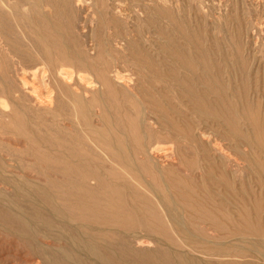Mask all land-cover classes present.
<instances>
[{
  "label": "rangeland",
  "instance_id": "374dc122",
  "mask_svg": "<svg viewBox=\"0 0 264 264\" xmlns=\"http://www.w3.org/2000/svg\"><path fill=\"white\" fill-rule=\"evenodd\" d=\"M35 24L38 31L47 27L50 38L62 37L71 51L110 39L104 59L108 92L96 85L85 97L119 121L136 169L132 175L107 162L86 165L77 180H40L39 186L60 194L53 198L68 227L94 235L96 246L127 264H264V0H0L1 64L33 67ZM114 71L125 81L112 80ZM3 96L0 196L9 198L10 186L23 181L18 169L32 158L20 153L22 127L5 117L18 105ZM21 104L33 116L50 118L41 108ZM97 108L91 109L92 126L99 125ZM23 109L19 119L32 128ZM144 140L166 154L143 162ZM23 175L33 179L31 172ZM15 200L24 204L19 195ZM168 209L191 240L171 223L172 237L166 236L160 223L167 226ZM120 222L135 229L117 228ZM45 237L36 238L44 249L61 245ZM0 264L49 263L0 233Z\"/></svg>",
  "mask_w": 264,
  "mask_h": 264
},
{
  "label": "bare ground",
  "instance_id": "6f19581e",
  "mask_svg": "<svg viewBox=\"0 0 264 264\" xmlns=\"http://www.w3.org/2000/svg\"><path fill=\"white\" fill-rule=\"evenodd\" d=\"M116 9L117 12H120L118 7ZM45 26L47 25L45 24ZM82 26L84 29V23ZM48 31L47 27H42L38 31L36 24L32 28L31 35L34 38L33 42H36L34 43L36 46L34 55L36 57L32 68L27 69L20 66L8 67L0 63V95H4L6 99L12 100L14 106L15 104L18 105V108L12 107L9 112L7 111L8 113L5 114V117L9 123L18 122L22 127L24 132L22 138L25 139V143L20 153L32 158L29 159V164H24L23 167L18 169L19 172L16 175L20 176L23 181L10 186L12 193L9 198L0 196V233L10 235L22 242L31 256L49 264H127L126 259L112 257L113 255L106 254L102 247L96 246L94 235L89 233L86 236H81L79 227L69 228L62 214L63 211L53 198V194H57V197L60 194L55 192L56 190L52 186H39L38 182L40 180L48 181L49 175L61 177L62 179L74 178L77 180L78 175L86 174L83 169L86 165L97 164L101 168V165L105 166L109 162L110 164L124 167L129 174L134 173L136 170L128 151L124 130L119 121L108 115L106 106L102 105L101 107L95 99L87 100V95L85 97L86 92L96 85L108 92L111 77L108 67L104 66L106 64L104 59L109 54L110 39L95 41L88 46L84 45L82 48L71 51L64 43L62 37L54 36V38H50L51 34H48L49 36L46 34ZM134 58L136 56H133ZM97 62L102 63L99 69L94 67ZM124 78L119 71L112 73V80L114 79L115 82L121 83ZM10 95H14V99H11ZM22 102L34 105L36 108H41L42 114L49 115L50 118L45 120L36 115H31L29 108L24 107L25 109H23L24 105L22 106ZM94 107L100 112L98 126L91 125L92 121L90 117L94 114L93 112L91 113V109ZM20 108L25 110V115H28V119L33 125L32 128L28 126L27 120L24 123L19 119L21 117L19 113ZM139 126L141 128V124ZM15 146L17 147V145ZM165 154V150L149 145V142L146 140L141 143L140 155L143 162L149 159V157L154 158L153 160L155 161L156 158ZM38 165L43 167V169L38 168ZM217 168L220 171L219 167ZM26 171L33 173V179H28L23 175ZM259 174L261 175V173ZM83 177L86 178V176ZM207 177L209 178V176ZM27 179L32 181H28ZM227 179L229 180V178ZM89 180L94 181L93 178H89ZM0 182H5L2 179L1 173ZM214 184L216 186V183ZM218 186V188L221 187V185ZM225 187L226 189L228 188L227 186ZM223 192L227 193L226 191ZM18 195L23 198V205H20L15 200ZM164 204H167V202L164 201ZM117 211L120 214L122 213L121 209ZM54 215L57 216L58 221L53 218ZM188 215H191V213ZM166 217L168 219L167 226L162 225V223L160 224L168 238L172 237L170 230L171 225H174V227L177 226L176 229L182 235L181 237L185 240L192 239V235L188 233L186 227L182 224L183 222H178L171 210H167ZM250 217L252 218V216ZM250 220L252 221V219ZM170 223L171 225L169 226ZM78 224L82 226L81 223ZM88 225L90 226L91 224ZM191 225L194 224L191 222ZM117 226H119L117 228L128 231L135 229L134 225H127L122 222L117 223ZM64 232H67V234L64 235ZM39 235H44L46 236L45 238H50L53 242H60L61 245L54 250H46L36 241ZM144 236L142 234L139 239H143ZM234 245L236 246V244ZM234 245L231 247L232 249ZM252 245L254 244L252 243ZM243 247H241V250ZM249 248L253 249L251 245ZM197 259L199 260V257Z\"/></svg>",
  "mask_w": 264,
  "mask_h": 264
}]
</instances>
